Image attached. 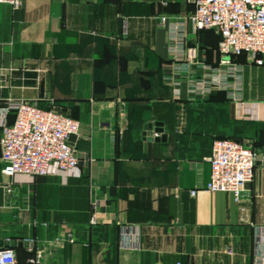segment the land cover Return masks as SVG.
I'll return each mask as SVG.
<instances>
[{"label":"crops","instance_id":"0c3cea01","mask_svg":"<svg viewBox=\"0 0 264 264\" xmlns=\"http://www.w3.org/2000/svg\"><path fill=\"white\" fill-rule=\"evenodd\" d=\"M193 10L187 0L0 4V121L25 100L79 122L78 177L0 172V247L21 242L18 261L39 251L42 264H264V63L220 55L215 32L187 22ZM219 138L260 150L238 203L204 190Z\"/></svg>","mask_w":264,"mask_h":264},{"label":"built area","instance_id":"2783aa9c","mask_svg":"<svg viewBox=\"0 0 264 264\" xmlns=\"http://www.w3.org/2000/svg\"><path fill=\"white\" fill-rule=\"evenodd\" d=\"M22 0H0L13 9L21 7ZM194 10L187 22L193 30H212L218 36L217 51L224 57L247 54L251 60L264 63V0H187ZM160 24L166 23L161 17ZM184 22L170 26V38L176 42L183 37ZM181 56L191 63L195 48L180 50ZM221 63H229L222 60ZM179 72L178 68L174 69ZM197 83L189 92L201 90ZM219 85V82L213 83ZM13 111L14 120L0 121L1 174L6 177H24L31 182L37 177L61 178L80 175L79 158L71 145V137L79 132V122L53 107L41 109L34 102L16 100L6 104ZM264 110V103H263ZM255 151L243 141L232 138L214 139L206 162L209 178L206 192L227 193L238 203L254 176ZM192 195L194 191L190 192ZM95 222V217L90 219ZM126 227L120 228L124 248L134 247ZM67 241L72 242L70 234ZM27 243L33 244L32 240ZM29 251L32 249L29 248ZM230 253V249L227 250ZM0 264H42L40 252L23 262L18 261L14 249L0 247ZM259 264H262L259 262Z\"/></svg>","mask_w":264,"mask_h":264},{"label":"water","instance_id":"95a60500","mask_svg":"<svg viewBox=\"0 0 264 264\" xmlns=\"http://www.w3.org/2000/svg\"><path fill=\"white\" fill-rule=\"evenodd\" d=\"M153 126H154V131L156 132V133H161L162 132V129H161V127H162V124L161 123H159V122H155L154 124H153ZM145 129H150V126L148 125L147 127H145ZM164 138H165V136L164 135H162V136H160V138H156V140L157 139H161V140H164ZM239 141V140H238ZM255 154H256V156H255V160H259L260 159V150L259 149H257V150H255ZM78 158H79V156H78ZM21 244V242H16V241H6L5 243H4V245H6V247L8 246V247H14V246H16V245H20Z\"/></svg>","mask_w":264,"mask_h":264},{"label":"rangeland","instance_id":"374dc122","mask_svg":"<svg viewBox=\"0 0 264 264\" xmlns=\"http://www.w3.org/2000/svg\"><path fill=\"white\" fill-rule=\"evenodd\" d=\"M54 109H56V110H58V111H60V112H62V113H64V114H66V115H68V116H70V112L69 111H65L62 107H60V106H55V107H53Z\"/></svg>","mask_w":264,"mask_h":264}]
</instances>
